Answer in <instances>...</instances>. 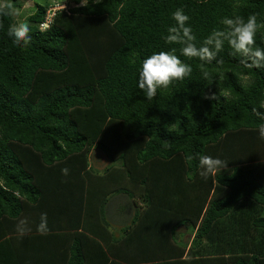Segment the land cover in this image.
Masks as SVG:
<instances>
[{
  "label": "trees",
  "instance_id": "trees-1",
  "mask_svg": "<svg viewBox=\"0 0 264 264\" xmlns=\"http://www.w3.org/2000/svg\"><path fill=\"white\" fill-rule=\"evenodd\" d=\"M82 1L45 30L51 3H35L27 46L7 36L14 15L0 16V264H264V140L252 111L264 68L226 43L223 62L205 64L210 82L199 59L162 39L177 8L199 47L224 17L264 22V0ZM172 48L193 71L149 101L142 61ZM194 154L227 168L205 180ZM20 219L32 229L22 238Z\"/></svg>",
  "mask_w": 264,
  "mask_h": 264
},
{
  "label": "clouds",
  "instance_id": "clouds-1",
  "mask_svg": "<svg viewBox=\"0 0 264 264\" xmlns=\"http://www.w3.org/2000/svg\"><path fill=\"white\" fill-rule=\"evenodd\" d=\"M199 2H203V0H199ZM14 14L12 3L0 4V16H12ZM258 15V13H252L246 19L239 15L232 18H222L220 24L223 25V28L213 29L198 47L197 37L191 26L188 25L190 17L184 13L183 8H177L171 14L175 24L168 27L167 35L163 36L162 39L169 45H180L179 51L182 56L189 59H199L202 62L199 67L203 78L211 82L212 74L205 68V64H211L213 61L222 63V60H217V56L224 50L226 43L231 48L232 55L242 58L239 62L245 67L264 68V47H260L256 43L257 32L264 29V22H258ZM3 27V23H0V29H3ZM29 33L30 27L25 22L10 24L7 29V36L17 46H27L30 43ZM176 51V48H172L170 51L156 52L142 61L139 69L138 88L144 93L147 100H152L157 95L158 89H167L173 81L184 80L191 75L192 66L184 63L176 55ZM206 98L216 99L217 97L212 95ZM252 111L257 119L261 121L256 130H258L259 138L264 140V100ZM186 159L187 161L198 160V174L205 180L210 175L226 169L228 164L220 158L203 154L189 155ZM61 173L63 176H67L69 169H61ZM31 230L27 219L18 221L16 232L19 237L22 238ZM36 231L41 235H46L49 232L46 213L41 214Z\"/></svg>",
  "mask_w": 264,
  "mask_h": 264
},
{
  "label": "rangeland",
  "instance_id": "rangeland-1",
  "mask_svg": "<svg viewBox=\"0 0 264 264\" xmlns=\"http://www.w3.org/2000/svg\"><path fill=\"white\" fill-rule=\"evenodd\" d=\"M74 1L75 0H61V3L62 4H68V3H70V5L72 4V5H74ZM87 1L88 0H83L82 2L83 3H87ZM43 3V4H45V3H47L48 2V4H50L51 2H52V0H17V3H19L18 4V7H19V5H20V9H15V11H14V18H15V20L17 21V23H21V22H25V23H27V24H29V22H28V17L30 16V15H32V14H34L35 13V10H33L32 8H35L36 9V7H35V3ZM0 4H4V1L3 0H0ZM18 7H15V8H18ZM98 162V161H97ZM97 166L98 165H100L101 163H95ZM127 201V200H126ZM114 211H116V209H114L113 208V212H112V214L114 213ZM111 214V215H112ZM126 221H124V223H125ZM189 236V235H188ZM188 236H185V241H187L188 239H191L192 240V238H193V236H191V237H188ZM190 240V241H191Z\"/></svg>",
  "mask_w": 264,
  "mask_h": 264
},
{
  "label": "built area",
  "instance_id": "built-area-1",
  "mask_svg": "<svg viewBox=\"0 0 264 264\" xmlns=\"http://www.w3.org/2000/svg\"><path fill=\"white\" fill-rule=\"evenodd\" d=\"M68 7L66 4H62L61 0H52L51 7L48 10L45 21L40 25L43 30L49 28L53 23L56 12L61 10H67Z\"/></svg>",
  "mask_w": 264,
  "mask_h": 264
},
{
  "label": "crops",
  "instance_id": "crops-1",
  "mask_svg": "<svg viewBox=\"0 0 264 264\" xmlns=\"http://www.w3.org/2000/svg\"><path fill=\"white\" fill-rule=\"evenodd\" d=\"M113 218V217H112Z\"/></svg>",
  "mask_w": 264,
  "mask_h": 264
}]
</instances>
